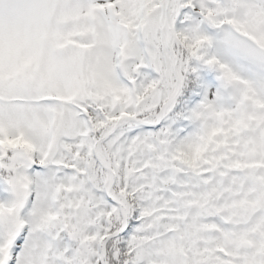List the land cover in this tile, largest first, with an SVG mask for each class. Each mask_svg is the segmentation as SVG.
<instances>
[{"label": "trees", "instance_id": "obj_1", "mask_svg": "<svg viewBox=\"0 0 264 264\" xmlns=\"http://www.w3.org/2000/svg\"><path fill=\"white\" fill-rule=\"evenodd\" d=\"M47 1L43 3L50 12L65 0ZM221 1L169 0L180 92L167 108L160 128L125 122L103 144V155L116 175L112 193L126 204L130 218L128 231L107 242V264H143L153 256L154 237L180 228L192 232L187 217L190 221L194 217L229 219L232 231L239 236L253 230L264 233L260 222L264 219V11L251 0ZM31 4L35 15L30 16L34 22L30 44L44 68L49 61L60 67L52 73V86L37 69L21 74L10 84L14 86L2 87L0 83V98L51 96L58 108L56 127L49 136L36 107L0 101V136L21 131L38 139L45 135L42 142L52 137L53 154L64 140L66 153L85 158L86 182L102 195L107 173L94 160L91 144L114 125L113 115L128 96L125 91L104 86V55L114 51L119 42L125 61L143 50L147 64L140 60L129 76L133 82L130 95L137 103L131 115L152 118L166 99L165 91L169 93L175 82L168 69L171 57L166 49L165 0H121L112 12L109 42L100 39L102 29L96 24L76 22L75 33L54 17L51 22L43 14L38 17L36 0ZM194 6L200 8L201 19L190 17ZM15 15L18 21L27 17L22 10ZM221 25H226L223 34ZM235 32L245 39L248 49L243 57L249 62L234 58ZM244 67H251L252 73L242 76ZM210 76L218 82L214 101L201 93L203 80ZM65 90L70 93L65 94ZM68 95L69 104L64 99ZM78 104L86 115L81 133L76 129V110H69ZM29 114H34V122L28 123ZM18 167L15 150L8 149L0 173L17 190ZM251 184L256 186L255 193L248 192ZM38 204L37 198H31V210ZM234 205L248 217L249 224L232 223L237 216L231 214ZM120 222L119 210L111 205L107 221L103 225L101 221L105 233L118 229ZM185 235L176 233V245L166 252L167 258L179 264H192L193 259L195 264H243L241 261L251 260L247 255L234 261L231 255L235 251L221 257L214 243L201 248L194 236L190 244ZM62 236L65 247L52 237L46 246L40 242L34 245L28 260V249H19L14 264H102L95 236L70 228ZM33 237L38 236L28 234L30 240ZM5 242L0 240L1 245ZM255 261L264 264L259 256Z\"/></svg>", "mask_w": 264, "mask_h": 264}, {"label": "rangeland", "instance_id": "obj_2", "mask_svg": "<svg viewBox=\"0 0 264 264\" xmlns=\"http://www.w3.org/2000/svg\"><path fill=\"white\" fill-rule=\"evenodd\" d=\"M21 8H27L28 12L27 17H25L24 21H18V24L12 20L14 18L11 14L12 8L16 2H21ZM44 0H36L37 6L40 8V12H36L38 17H41V14L45 16V20L49 19L51 16L56 17L57 21L68 23L70 20L78 19L79 22H84L85 26L91 25V18H97L101 23H104L106 20L108 21L111 18L110 9L116 10V5L120 0H82L81 3L79 0H72L73 3H70L71 0H65L63 4L56 5L51 7L50 12H47L46 6L43 3ZM264 11V0H254ZM47 4L48 1L46 0ZM41 4V6L39 5ZM32 5L26 0H0V78L5 82H15L22 73H26L30 69H37L41 75L47 78L48 82L52 86L53 83V74L55 68L60 67L57 65V62L49 61L46 68H44L41 63L38 61L37 52L33 49V47L29 46V42L31 41V28L33 30V21L30 19V16L35 15V10L32 8ZM24 15V13H23ZM29 16V17H28ZM89 20H85L88 19ZM140 25V24H139ZM76 33L75 24L72 23L70 29ZM240 28V27H239ZM16 32V39L11 37V33ZM234 46H233V55L237 58H242L241 54L245 48V39L241 36L239 32H235L233 36ZM66 43V42H64ZM143 57V52H140L129 62H124L122 60V55L120 49L108 53L105 56V67L103 68V75L105 79L104 86H111L114 90L117 89L119 91L129 92L131 82L126 77L127 74L130 75L133 72L135 67L139 66V61ZM146 61H144V64ZM103 66V65H102ZM169 72L171 71V65L168 67ZM248 69L251 67H244L243 73H246ZM252 70V69H251ZM252 73V71H251ZM218 83H212L211 81L205 80L202 85V93L205 95L208 100L214 101V96L217 92ZM172 91V90H171ZM167 93L165 91V98L171 93ZM67 102V100L65 99ZM163 102V101H162ZM41 106V105H39ZM37 106L39 109L38 115L41 117V120L44 121L47 125H53L54 118L52 114L46 113L43 116L44 110L43 108ZM44 106V105H43ZM132 101L129 99L126 104H123L121 108L118 110L116 116H125L128 115L129 112L132 111ZM47 110H51L50 105L44 106ZM10 108V107H9ZM8 108L9 112H12ZM153 121V120H152ZM17 145H22L23 149H25L27 155H30L33 164H29L24 166L23 168L26 170L31 169L33 174L30 178H25L24 173L19 175V182L25 188V196H28L30 191L36 189L39 186L42 175L40 173V167L43 165V160L46 157L48 148L45 146L43 148H37L36 142H34L28 135H23L20 137L19 134H15L9 136L4 139H0V160L3 157V153L6 147H14ZM63 181H66V177L60 178ZM255 188V185L251 189ZM99 199V198H98ZM16 203L15 198L11 192V190L6 187L2 182V177L0 176V217L8 216L15 209ZM237 209H235L236 212ZM233 212V214H235ZM238 217L241 216V212H238ZM244 222V221H242ZM190 225V224H189ZM100 226L97 227L99 229ZM213 227V230L210 229ZM193 228V227H192ZM194 230L198 233L194 235H199L205 237L206 241H214L217 244V247L223 249L224 247L235 246V249L239 248L240 242L237 239H234L232 235V231L230 228L224 226L223 223H212L210 226L203 222H196L194 224ZM22 230L17 234L12 242V248L15 247V240L18 237H21L23 234ZM263 233V232H262ZM261 232H254L255 236L252 238V243L255 246V250L257 252H262L264 250V238ZM264 234V233H263ZM192 237L193 232L191 234H187L186 237ZM103 236V234H102ZM176 235H169L164 241L165 243L171 247L174 244V240H176ZM195 238V237H194ZM22 239V238H21ZM35 238L33 237L30 240V243L33 244ZM20 241V240H19ZM236 243V244H235ZM22 245L23 242L17 243V245ZM190 244H193V241L190 240ZM12 249L9 250L8 258H11ZM156 263V262H155ZM0 264H8V262L0 261ZM158 264V263H157ZM162 264H174V263H162Z\"/></svg>", "mask_w": 264, "mask_h": 264}, {"label": "water", "instance_id": "obj_3", "mask_svg": "<svg viewBox=\"0 0 264 264\" xmlns=\"http://www.w3.org/2000/svg\"><path fill=\"white\" fill-rule=\"evenodd\" d=\"M165 24H166V26H167V28H168V24H167V22H166ZM170 41H171V32H170V29L168 28L167 48H168V51H169V53H170V55H171V57H172V60H173V69H174V75H175V86H174V90H173L172 94L170 95V97H169V98L167 99V101H166V102L160 107V110H159L158 115H157V122H156V123H150V122H146V121H143V120H137V119H133V118H127V119H130V120H132V121H136V122H140V123H142V124L149 125V126L158 125L159 122H160V120H161V115H162L163 109L166 107V105H168V104H169V103L175 98L177 92L179 91V78H178V75H177V57H176V55L174 54V52H173V50H172V48H171ZM120 122H121V121H119V122L114 126V128L112 129V131L110 132V134H111L112 132H114V130L116 129V127L119 125ZM110 134L106 135L103 139L99 140V141L96 143V145H95V147H94V152H95L96 159H97V160L101 163V165H102L105 169H107V170L110 172V174H111V178H110V181H109V185H110V187H111V185L113 184V180H114V174L112 173L111 168H110V167H109L104 161H102V160L99 158V156L97 155V153H96L97 145H98L102 140H104L105 138H107ZM18 152H19V154H21V150H19ZM107 194L109 195V190H108ZM112 200H113L114 202H116L117 204H119V206L122 208L125 220H124L123 228H122L120 231H118V232H116V233H113V234H110V235L106 236V238L114 237V236L120 234V233L123 231V229H124V227L126 226V224H127V211H126L125 207H124L121 203H119L118 201H116V200H114V199H112ZM106 238H105V239H106ZM105 239H104V240H105ZM104 240L102 241V244H103ZM245 246H246V247H245ZM242 249H244V250H248V251H249V250H251V245H249V244H246V245H245V244H244V245L242 246L241 250H242Z\"/></svg>", "mask_w": 264, "mask_h": 264}]
</instances>
